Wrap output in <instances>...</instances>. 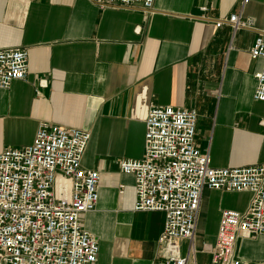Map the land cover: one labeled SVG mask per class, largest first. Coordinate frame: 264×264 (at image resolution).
Segmentation results:
<instances>
[{
  "label": "crops",
  "instance_id": "obj_1",
  "mask_svg": "<svg viewBox=\"0 0 264 264\" xmlns=\"http://www.w3.org/2000/svg\"><path fill=\"white\" fill-rule=\"evenodd\" d=\"M230 14L248 25L216 26ZM259 35L264 0H154L149 11L0 0V48L28 53L27 78L0 89V151L31 143L40 121L88 130L81 164L100 178L80 223L97 239L96 264H155L164 213L133 209L134 176L120 161L143 156L150 106L172 105L197 111L195 144L212 166L264 163V101L253 98L262 60L249 53ZM249 199L202 189L193 239L179 240L186 264H211L221 210ZM235 252L240 264H264V235L237 237Z\"/></svg>",
  "mask_w": 264,
  "mask_h": 264
},
{
  "label": "built area",
  "instance_id": "obj_2",
  "mask_svg": "<svg viewBox=\"0 0 264 264\" xmlns=\"http://www.w3.org/2000/svg\"><path fill=\"white\" fill-rule=\"evenodd\" d=\"M93 1L145 11L154 3ZM224 21L233 30L248 25L230 14L216 26ZM249 53L262 60L254 73L253 98L264 101V35L254 39ZM27 74L26 49L0 48V89ZM196 122L194 108L150 106L143 156L122 159L120 171L134 176V210L164 213L155 264H186L179 240L193 239L204 187L249 192L244 210H221L210 251L211 264H240L237 237L264 235V163L212 166L209 155L195 144ZM89 138L88 130L40 121L31 143L0 151V264H96L97 239L80 223V216L93 210L98 199L100 173L81 164Z\"/></svg>",
  "mask_w": 264,
  "mask_h": 264
}]
</instances>
